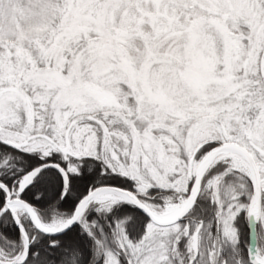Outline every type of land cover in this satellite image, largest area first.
Segmentation results:
<instances>
[{
    "label": "snow or ice",
    "instance_id": "1",
    "mask_svg": "<svg viewBox=\"0 0 264 264\" xmlns=\"http://www.w3.org/2000/svg\"><path fill=\"white\" fill-rule=\"evenodd\" d=\"M0 264H264V0H0Z\"/></svg>",
    "mask_w": 264,
    "mask_h": 264
}]
</instances>
